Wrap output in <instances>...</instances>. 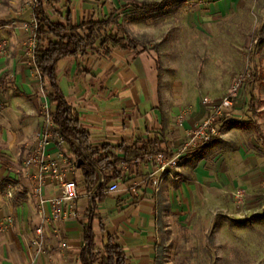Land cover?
<instances>
[{"label":"rangeland","instance_id":"1","mask_svg":"<svg viewBox=\"0 0 264 264\" xmlns=\"http://www.w3.org/2000/svg\"><path fill=\"white\" fill-rule=\"evenodd\" d=\"M116 1L112 10L116 25L107 32L126 33L137 51L155 58L163 97L178 99L182 116L204 98L223 99L234 81L244 76L227 110L233 124L221 120L214 143L187 163L180 159L173 178H158L154 264H264V0ZM142 2L159 8L137 10L135 5ZM33 5L34 0H0V19L15 20L0 28V118L10 98L23 92L12 76L18 68H24L35 83L38 116L43 121L45 106L52 112L47 98L51 91L32 59ZM45 12L55 18L51 5ZM24 98L34 101L33 96ZM40 128L25 142L37 139L44 122ZM13 154L21 163L24 154L18 148ZM201 164L200 175H195L192 166ZM189 178L190 183L184 184ZM15 195L6 203L0 199V204H11ZM9 216L11 226L6 222ZM14 219L8 212L2 230L7 225L12 232ZM29 238L24 239L26 252L43 253L32 249Z\"/></svg>","mask_w":264,"mask_h":264},{"label":"crops","instance_id":"2","mask_svg":"<svg viewBox=\"0 0 264 264\" xmlns=\"http://www.w3.org/2000/svg\"><path fill=\"white\" fill-rule=\"evenodd\" d=\"M115 4L116 0H47V5L54 8L56 19L45 14L51 22L63 23L69 12L72 25L78 26L112 17ZM0 21L7 22L0 28L15 22L13 18ZM15 74L12 72V76H15L14 85L23 92L17 95V99L10 98L0 118V193L7 184H11L14 187L13 195L15 192L19 195L17 193L9 205L0 204V264H82L83 228L88 222L92 206H95L93 252L97 259L94 264H98L103 256V246L109 237L121 248L125 264H154V192L158 191V178L163 176L145 158L148 155L171 157L178 154L179 160L187 163L205 146L214 143L216 140L205 145L186 146L187 132L208 116V108L202 103L194 105L195 108L186 109L188 114L182 116L183 105L180 101L163 97L157 62L144 50L115 48L107 55L102 50H88L83 55L60 60L56 65L58 88L80 125L89 133L90 148L98 151L100 156L108 153L120 162L114 169L99 174L101 185L105 187L102 201L99 200V191L93 192L95 187L88 191L81 171L75 167L69 178L75 182L78 199L72 205L62 206V218L59 221L45 224L43 253L33 256L28 250L26 252L24 239L30 237L31 242L36 237L35 228L40 223L37 199L32 194L30 182L17 174L16 169L21 167L35 141L25 142V138L30 137L38 127L41 130L43 121L38 116L35 83L29 81L31 77L24 68H18ZM23 95L33 96L34 101L27 102ZM239 100L237 97L235 108H238ZM51 104L54 114L56 106ZM229 112L224 113L221 120L224 124L232 125ZM19 144L22 146L18 147ZM56 144L57 139L53 137L47 149L51 157L62 153L69 161L75 160L65 142L60 147ZM17 148L20 154H24L21 163L13 154ZM182 149L185 151L180 154ZM201 167L202 164L192 166L195 175H200ZM178 170L179 164L173 176ZM114 172L119 178L105 184V179L112 177ZM184 182L190 183V178ZM111 185H116L117 190L108 193L107 189ZM174 189H178V183ZM58 195V187L47 182L42 191L45 201L43 211L47 218L51 212L47 201ZM8 212L15 218L12 232L8 231L7 225L2 230V220ZM99 225H102V230Z\"/></svg>","mask_w":264,"mask_h":264},{"label":"trees","instance_id":"3","mask_svg":"<svg viewBox=\"0 0 264 264\" xmlns=\"http://www.w3.org/2000/svg\"><path fill=\"white\" fill-rule=\"evenodd\" d=\"M167 2V1H166ZM47 0H34L33 20L36 25L35 48L32 54L33 63L37 73L43 83H47L50 89L48 101L55 104L53 114V124L55 125L59 136L67 144L69 153L75 159V167L80 170L83 176L84 184L88 191L97 186V175L105 170H112L120 160L105 153L100 156L99 152L92 150L89 145V133L80 125L76 114L65 103L63 96L57 85L56 65L68 57L83 55L88 50H102L107 55L111 49L119 48L121 50H137V44L131 40L126 33L119 31L114 34L107 30L116 25L112 17L103 21L81 23L73 26L70 20L69 12L66 13L63 23L51 22L45 14ZM137 10L153 12L159 8V4L140 3L135 5ZM7 22L0 21V26ZM110 46V47H109ZM146 149V147L144 148ZM77 161L82 164L77 168ZM119 175L114 172L112 177L105 179V184L118 179ZM97 190L100 193L102 201L105 191L104 185H98ZM92 206L88 215V222L83 228L84 246L80 253L82 264H94L96 255L94 254V234L92 223L95 219ZM102 230V225H99ZM125 256L121 248L109 237L107 243L103 246V256L98 264H125Z\"/></svg>","mask_w":264,"mask_h":264},{"label":"built area","instance_id":"4","mask_svg":"<svg viewBox=\"0 0 264 264\" xmlns=\"http://www.w3.org/2000/svg\"><path fill=\"white\" fill-rule=\"evenodd\" d=\"M33 33L32 45L33 50L35 48V31L36 25L33 21L31 27ZM243 77L241 76L234 81L229 93L223 99L219 101H212L211 99L204 98L202 104L209 110L208 116L203 119L198 125L187 132V147L200 146L210 143L213 140L219 138L218 124L221 121V117L224 112L231 109L232 100L235 98L237 91L240 89L243 83ZM44 128L39 133L33 146L24 158L21 167L16 169V173L26 178L32 186V194L37 199V214L40 217V223L35 228L36 237L31 240L30 246L38 252H41L44 244V227L49 221H59L62 218V206L72 205L78 199V191L75 182L69 178L75 171L76 161H69L62 153H59L57 157H51L47 149L53 137L57 139V147L64 144L63 139L59 136L55 125L53 124V113L49 111L48 107H44L42 113ZM186 149V148H185ZM185 149H182L180 154L184 153ZM147 163H152L159 174L163 177L173 176V171L178 169L179 155H173L166 157L163 154H157L155 156L148 155L145 158ZM47 182L54 183L59 189V195L53 199L48 200L50 206V217L47 218L43 211L44 200L42 198V191ZM102 183V178H98L97 186ZM97 186L93 192L96 193ZM117 190L116 185H111L108 189V193L115 192ZM14 187L11 184H7L3 192L0 193V199H3L5 203L13 196ZM8 225H12L13 218L9 216L6 219Z\"/></svg>","mask_w":264,"mask_h":264},{"label":"water","instance_id":"5","mask_svg":"<svg viewBox=\"0 0 264 264\" xmlns=\"http://www.w3.org/2000/svg\"><path fill=\"white\" fill-rule=\"evenodd\" d=\"M81 164H82V162H81V161H77V168H79ZM98 177H100V175H99V174H98Z\"/></svg>","mask_w":264,"mask_h":264}]
</instances>
